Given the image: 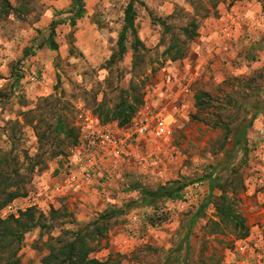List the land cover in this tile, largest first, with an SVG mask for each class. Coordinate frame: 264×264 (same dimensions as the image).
<instances>
[{
  "label": "rangeland",
  "instance_id": "374dc122",
  "mask_svg": "<svg viewBox=\"0 0 264 264\" xmlns=\"http://www.w3.org/2000/svg\"><path fill=\"white\" fill-rule=\"evenodd\" d=\"M129 1L0 0V201L12 189L26 193L1 216L34 207L55 224L25 234L17 264H43L57 238L71 240L107 207L137 198L133 184L182 177L195 180L182 197L114 218L92 255L264 264V107L244 150L232 143L264 102V0H135L139 41L129 34L121 52ZM195 24L189 40L183 29ZM174 42L186 48L175 61L166 52ZM122 98L140 101L136 113L146 103L167 106L171 135L129 139L128 125L107 121ZM104 132L120 140H92ZM213 169L211 190L201 177ZM222 204L244 218L245 238L223 221Z\"/></svg>",
  "mask_w": 264,
  "mask_h": 264
},
{
  "label": "trees",
  "instance_id": "16d2710c",
  "mask_svg": "<svg viewBox=\"0 0 264 264\" xmlns=\"http://www.w3.org/2000/svg\"><path fill=\"white\" fill-rule=\"evenodd\" d=\"M136 6L135 0H130L125 9L124 24L121 29L118 44L121 52L126 50V40L129 34L134 35L135 40L139 41L137 29H136ZM55 22V21H54ZM52 22L51 25H54ZM54 27V26H53ZM197 24L193 25L192 28L185 27L183 30L189 40L194 39L197 35ZM54 29L51 34H54ZM50 42L55 44L52 38H49L46 43L50 45ZM53 45V44H52ZM56 47V44L54 45ZM171 60L175 61L185 57L186 48L181 47L177 42L172 43L166 51ZM140 101L134 100L132 103L126 98H122L116 105L114 110L110 112L107 121H116L119 126H125L131 123L137 110L140 106ZM264 107V102L259 101L256 105V113L251 118L247 125H238L237 131L232 137L233 148L240 146L243 150L246 144V132L248 127L251 125L257 114ZM61 122V120H59ZM60 131L64 132L66 136L69 133L63 125L58 127ZM73 141L75 144L78 142V135L76 134ZM60 154V153H59ZM218 176L217 169H213L209 174L204 175L201 178H207L210 182V189L215 187V182ZM203 180V179H198ZM195 182L194 179L182 177L168 181L163 184H159L155 188L142 185L141 183H135L131 186V190L138 191L139 196L125 201L121 206L111 205L101 212L97 217L83 223L76 231H74V237L71 240H64L63 238H57L60 243L59 246H52L50 253L43 257V264H122L118 259L107 258L99 259L92 255L94 253L95 245L92 244L96 240H99L106 236L109 229V223L114 218L123 216L136 208H157L160 202L165 199L174 200L183 196L185 188ZM20 193L19 189L10 190L5 198L0 201V250L6 251L4 253L3 261L0 264H17L19 261L18 252L21 248V243L26 233L33 229L40 227L49 228L54 227L53 223H44L41 217L36 216V209L29 207L24 211H21L18 216L10 214L6 218L1 216V210L11 201L15 200L20 196H25ZM205 207V204L203 205ZM219 212L223 217V221L232 222L234 228H241L244 231L239 233L241 238H245L249 231L245 225L244 218L235 213L225 204L219 205ZM195 215L191 220L192 222L197 218ZM71 231H68V233ZM65 242V243H63Z\"/></svg>",
  "mask_w": 264,
  "mask_h": 264
},
{
  "label": "built area",
  "instance_id": "2783aa9c",
  "mask_svg": "<svg viewBox=\"0 0 264 264\" xmlns=\"http://www.w3.org/2000/svg\"><path fill=\"white\" fill-rule=\"evenodd\" d=\"M187 90V89H186ZM170 96V95H169ZM169 99V97H168ZM173 122L171 110L163 105L160 108L146 103L141 107L138 113L135 114L130 124H128V138L138 140L142 138H166L171 135V125ZM92 140L96 143L101 141L104 145L105 142L117 144L120 138H116L110 133H99V136L92 135ZM104 148V146H103ZM95 160V159H94ZM73 161L68 162L71 166Z\"/></svg>",
  "mask_w": 264,
  "mask_h": 264
}]
</instances>
